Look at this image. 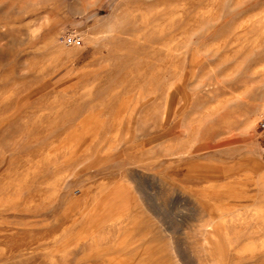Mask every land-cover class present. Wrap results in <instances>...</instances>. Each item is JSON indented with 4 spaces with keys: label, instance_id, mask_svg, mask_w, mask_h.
Returning a JSON list of instances; mask_svg holds the SVG:
<instances>
[{
    "label": "rangeland",
    "instance_id": "rangeland-1",
    "mask_svg": "<svg viewBox=\"0 0 264 264\" xmlns=\"http://www.w3.org/2000/svg\"><path fill=\"white\" fill-rule=\"evenodd\" d=\"M263 109L264 0H0V264H264Z\"/></svg>",
    "mask_w": 264,
    "mask_h": 264
},
{
    "label": "built area",
    "instance_id": "built-area-1",
    "mask_svg": "<svg viewBox=\"0 0 264 264\" xmlns=\"http://www.w3.org/2000/svg\"><path fill=\"white\" fill-rule=\"evenodd\" d=\"M65 41H66V44L70 46H76L81 43L80 37L75 36V35H72L71 37L66 38ZM257 130H258V133L264 138V109L257 122Z\"/></svg>",
    "mask_w": 264,
    "mask_h": 264
}]
</instances>
